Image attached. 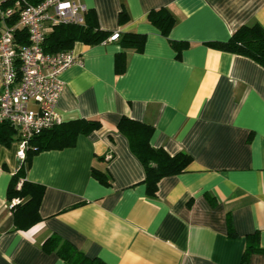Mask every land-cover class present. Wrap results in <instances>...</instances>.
Here are the masks:
<instances>
[{
  "label": "crops",
  "instance_id": "1",
  "mask_svg": "<svg viewBox=\"0 0 264 264\" xmlns=\"http://www.w3.org/2000/svg\"><path fill=\"white\" fill-rule=\"evenodd\" d=\"M81 2L101 30L120 36L74 42L77 60L60 74L55 111L61 121L95 119L100 127L71 147L32 156L26 179L44 193L40 219L26 230L13 227L7 207L21 164L14 131L8 144L0 139V264H67L42 249L52 234L104 264H264V67L205 44L244 24L264 27V0ZM160 7L175 19L168 36L147 20ZM124 32L145 34L141 52L122 49ZM172 40L186 43L178 55ZM123 115L153 126V148L191 156L183 172L159 181L154 197L117 131Z\"/></svg>",
  "mask_w": 264,
  "mask_h": 264
},
{
  "label": "trees",
  "instance_id": "2",
  "mask_svg": "<svg viewBox=\"0 0 264 264\" xmlns=\"http://www.w3.org/2000/svg\"><path fill=\"white\" fill-rule=\"evenodd\" d=\"M29 1L34 3L40 0ZM125 17V11H121L119 21H124ZM147 20L164 36H168L175 22L173 15L165 7L150 10ZM108 36L109 32L98 27L94 14L87 11L84 25L61 24L54 26L46 35L43 47L46 52L53 53L71 49L76 41L97 44L103 42ZM145 37V34L142 33L124 32L120 40L121 47L123 50L131 48L135 52H141ZM19 40L26 41L22 32L19 35ZM171 44L177 55L186 46V43L181 41L172 40ZM205 44L217 50L249 57L264 67V27L258 23L239 26L225 41H209ZM123 50L115 56V72L117 73H121L125 67L126 56ZM99 127L98 120L78 118L60 121L30 138L25 157L11 175L6 191L8 202L14 198L19 200L9 208L15 229L26 230L40 219L38 207L44 193V186L26 179V170L32 156L44 150L71 147L75 144L77 135L89 134ZM116 128L119 133L125 136L130 151L143 166V183L149 197L156 195L158 183L163 177L183 172L191 161V156L186 152L179 151L170 155L161 147L153 148L149 144L153 126L148 123L123 115L119 118ZM12 133L10 126L0 124V139L3 143H9ZM92 175L103 185L110 184L109 176L105 173L93 169ZM42 249L47 253L54 252L67 264H104L97 258L85 256L72 244L54 234L43 241Z\"/></svg>",
  "mask_w": 264,
  "mask_h": 264
},
{
  "label": "built area",
  "instance_id": "3",
  "mask_svg": "<svg viewBox=\"0 0 264 264\" xmlns=\"http://www.w3.org/2000/svg\"><path fill=\"white\" fill-rule=\"evenodd\" d=\"M86 12L81 0H0V124L14 131L20 161L30 138L61 121L55 111L60 74L77 60L71 49L46 52L45 37L56 25H84ZM119 36L112 32L105 40ZM18 202L14 198L7 207Z\"/></svg>",
  "mask_w": 264,
  "mask_h": 264
}]
</instances>
